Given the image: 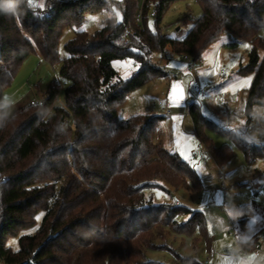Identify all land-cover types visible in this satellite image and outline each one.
<instances>
[{
    "label": "trees",
    "instance_id": "16d2710c",
    "mask_svg": "<svg viewBox=\"0 0 264 264\" xmlns=\"http://www.w3.org/2000/svg\"><path fill=\"white\" fill-rule=\"evenodd\" d=\"M173 1L145 0L142 24L125 35L138 5L136 0H123V21L107 19L94 34L76 32L65 46L64 59L58 53L63 30L81 25L89 13L105 10L106 0H46L42 9L30 0H19L14 12L0 10L3 264H157L146 260V251L164 248L169 230L191 235L205 230L202 212L147 201V188L167 183L174 189L197 190L199 177L179 154L154 142L160 117L134 115L124 120L119 110L135 89L167 75L153 55L171 49L198 61L226 32L251 44L249 63L239 69L241 74H255L247 93L248 113L254 105L264 107V36L260 34L264 0H195L202 15L191 20L181 37L159 29ZM150 11L156 32L148 27ZM33 52L52 65L61 63L60 75L67 83L64 104L58 103L61 85L53 81L40 102L7 114L4 91ZM127 59L138 71L125 79L113 62ZM188 111L208 154L222 165L230 150L216 149L205 136L204 129L214 125L196 103ZM232 137L249 163L264 157V146L242 135ZM41 212L39 228L21 234ZM182 216L187 220L179 223ZM17 234L21 235L15 251L7 240ZM255 245L245 248L252 251Z\"/></svg>",
    "mask_w": 264,
    "mask_h": 264
},
{
    "label": "rangeland",
    "instance_id": "374dc122",
    "mask_svg": "<svg viewBox=\"0 0 264 264\" xmlns=\"http://www.w3.org/2000/svg\"><path fill=\"white\" fill-rule=\"evenodd\" d=\"M45 1L36 0L34 5L42 9ZM106 1L108 6L105 10L89 13L81 25L63 30L58 43L60 59L67 57L65 46L76 32L94 34L104 27L107 19L123 21V0ZM136 1L138 6L132 15L144 9L145 0ZM201 15L202 9L195 0H175L164 12L160 32L181 37L186 34L191 20ZM148 27L153 32L158 30L152 11L148 15ZM260 34L264 36V25ZM166 51L168 57L158 61V65L164 67L167 75L135 89L119 110V116L124 120L134 115L160 117L154 142L179 154L196 172L201 187L197 190L191 187L174 189L162 183L160 187L147 188L145 197L149 203H174L200 211L205 217L206 227L193 235L169 230L162 241L164 248L147 250L146 260L157 264H207L213 249L216 253L211 264H264V226H260L264 223L263 198L260 197L257 202L250 199L264 176V157L249 163L232 137L242 135L247 141L264 146V107L254 105L251 114L247 111V93L255 74L239 73V69L249 63L251 44L226 32L205 51L200 60L193 62L196 70L190 68L188 57L173 54L171 49ZM113 66L125 79L138 71V66L130 59L116 60ZM60 69L61 63L52 65L39 52L29 55L4 91L7 114L40 102L53 81L61 85L58 103L63 105L67 83L62 79ZM222 69L226 77L220 75ZM196 76L202 91L199 97L193 87ZM178 89L179 99L175 98ZM193 103L215 126L204 129L205 136L216 149L226 147L231 152L230 158L222 165L208 154L196 134L188 112L189 105ZM43 215L39 213L36 223L21 234H33L41 225ZM186 220V216L178 219L179 223ZM243 220L247 224L241 230L240 222ZM21 234L10 236L7 246L18 250ZM248 236L249 239H243ZM236 237L243 239L241 243ZM252 239L253 243L250 242ZM258 240L260 251L241 252V244L249 247Z\"/></svg>",
    "mask_w": 264,
    "mask_h": 264
},
{
    "label": "built area",
    "instance_id": "2783aa9c",
    "mask_svg": "<svg viewBox=\"0 0 264 264\" xmlns=\"http://www.w3.org/2000/svg\"><path fill=\"white\" fill-rule=\"evenodd\" d=\"M30 1L35 2L36 0H30ZM142 14H143V11L140 10L136 15L135 21L133 23H131V22L128 23L127 28H126L125 33H124L125 35H128L129 30L133 29L134 25L142 24V22H143ZM167 57H168L167 51H164L160 54L153 55L154 60H162V59L167 58ZM186 57H188V56H186ZM188 58H189L190 68H192L193 70H196L194 63H193L194 61L192 60L191 57H188ZM220 75L223 77H226V73H225L224 69L221 70ZM193 87L196 90L197 97L202 95L200 81H199L197 76L193 79ZM220 179H223V177L220 176ZM260 197L263 198V204H264V178L259 180V182L257 183V186L255 188V191L252 194L250 199L252 202H257ZM245 251H246L245 249L241 250L242 253H244ZM253 251H256V252L260 251V246L256 245ZM214 256H215V252L212 250L209 254V262H207V264H211V259Z\"/></svg>",
    "mask_w": 264,
    "mask_h": 264
},
{
    "label": "clouds",
    "instance_id": "9594fccd",
    "mask_svg": "<svg viewBox=\"0 0 264 264\" xmlns=\"http://www.w3.org/2000/svg\"><path fill=\"white\" fill-rule=\"evenodd\" d=\"M17 3L19 0H0V10H12L14 12ZM0 120H2V116H0Z\"/></svg>",
    "mask_w": 264,
    "mask_h": 264
},
{
    "label": "crops",
    "instance_id": "0c3cea01",
    "mask_svg": "<svg viewBox=\"0 0 264 264\" xmlns=\"http://www.w3.org/2000/svg\"><path fill=\"white\" fill-rule=\"evenodd\" d=\"M188 112H189V111H188ZM157 132H158V131H157ZM263 178H264V177H263ZM219 179H220V176H219ZM260 179H262V178H260ZM221 180H222V179H221ZM254 191H255V190H254ZM254 191H253V193H254ZM173 204H174V203H173ZM176 205H178V204H176ZM263 205H264V204H263ZM254 206H256V209H258V206H257V205H254ZM246 224H247V221H244V220H243L242 222H240L241 230H244V229L246 228ZM231 226L234 227L235 225L232 223ZM260 226H264V223H260ZM236 238H237V240H239L240 243H241V240H243V239L246 240V239H249L250 237L248 236V237H245V238H243V239H242V238H241V239H238V237H236ZM250 242L253 243V242H254L253 239L250 240ZM258 242H259V240L257 241L256 245H258ZM256 245H255V246H256ZM242 249H245V250L247 251V248H245L244 246L241 245V250H242ZM212 250H213V249H211V251H212ZM213 251H214V250H213ZM252 251H253V250H252ZM214 252H215V251H214ZM215 253H216V252H215Z\"/></svg>",
    "mask_w": 264,
    "mask_h": 264
},
{
    "label": "snow or ice",
    "instance_id": "6c2138e0",
    "mask_svg": "<svg viewBox=\"0 0 264 264\" xmlns=\"http://www.w3.org/2000/svg\"><path fill=\"white\" fill-rule=\"evenodd\" d=\"M117 16H118V18H119V14H117ZM244 47H249V46H248V45H244ZM179 96H180V92H179V89H178L175 98L179 99Z\"/></svg>",
    "mask_w": 264,
    "mask_h": 264
}]
</instances>
